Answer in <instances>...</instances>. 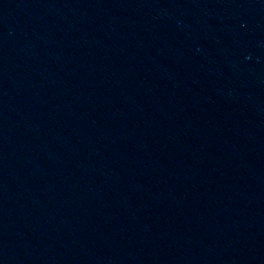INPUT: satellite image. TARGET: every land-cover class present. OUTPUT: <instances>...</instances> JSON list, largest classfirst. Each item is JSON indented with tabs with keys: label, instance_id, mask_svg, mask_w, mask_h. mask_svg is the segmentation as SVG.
I'll list each match as a JSON object with an SVG mask.
<instances>
[{
	"label": "water",
	"instance_id": "1",
	"mask_svg": "<svg viewBox=\"0 0 264 264\" xmlns=\"http://www.w3.org/2000/svg\"><path fill=\"white\" fill-rule=\"evenodd\" d=\"M209 0H0V250L116 82Z\"/></svg>",
	"mask_w": 264,
	"mask_h": 264
}]
</instances>
